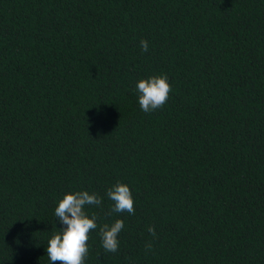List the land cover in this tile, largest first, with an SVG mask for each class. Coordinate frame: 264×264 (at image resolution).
Here are the masks:
<instances>
[{
  "label": "trees",
  "instance_id": "16d2710c",
  "mask_svg": "<svg viewBox=\"0 0 264 264\" xmlns=\"http://www.w3.org/2000/svg\"><path fill=\"white\" fill-rule=\"evenodd\" d=\"M79 190L102 198L84 264H264V0H0V264H50Z\"/></svg>",
  "mask_w": 264,
  "mask_h": 264
},
{
  "label": "clouds",
  "instance_id": "9594fccd",
  "mask_svg": "<svg viewBox=\"0 0 264 264\" xmlns=\"http://www.w3.org/2000/svg\"><path fill=\"white\" fill-rule=\"evenodd\" d=\"M142 51H147V40L140 41ZM136 89L139 93L138 102L144 112L162 108L172 91L167 74L150 76L140 79ZM108 198L113 202L112 212L135 213L134 198L128 184L117 182L107 190ZM102 203V198L95 192L87 190L70 191L63 195L55 208V217L64 225L55 232L47 242V257L50 264H84L88 255V240L90 233L96 230L97 215H89L86 206ZM124 228V221L116 219L111 225L105 223L99 228L102 247L107 252H116L119 247L118 236ZM149 233L155 237L154 226H149ZM147 250L152 249L148 242Z\"/></svg>",
  "mask_w": 264,
  "mask_h": 264
}]
</instances>
